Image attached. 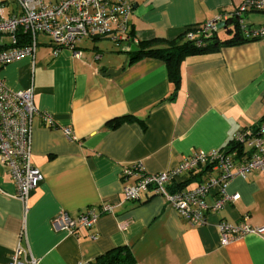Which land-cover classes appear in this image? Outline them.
I'll use <instances>...</instances> for the list:
<instances>
[{"label": "crops", "instance_id": "1", "mask_svg": "<svg viewBox=\"0 0 264 264\" xmlns=\"http://www.w3.org/2000/svg\"><path fill=\"white\" fill-rule=\"evenodd\" d=\"M242 1L129 0L135 41L85 38L77 57L66 48L54 54L40 35L33 57L0 69L10 89H33L38 113L31 121V163L43 175L24 205L0 164V264L9 263L18 244L28 250L25 264H31L29 256L37 264H98L99 256L119 248L130 252L134 264H264V232L222 245L217 227L220 221L264 226V173L233 178L227 192L238 199L208 212L198 226L163 195L124 200L122 189L131 179L120 176L123 166L135 164L145 173L173 169L197 151L233 154L235 134L263 119L264 37L184 57L176 87L163 60H130L138 41L176 39L187 27L235 11ZM3 3L0 17L17 11L12 1ZM243 19L250 27H264V8ZM230 23L218 27L220 39L231 35ZM45 113L52 125L45 124ZM251 153L245 148L233 156L240 161ZM214 173L200 166L170 180L166 190L194 188ZM103 202L113 204V212L99 215L89 228L68 232L52 226L60 212L76 217Z\"/></svg>", "mask_w": 264, "mask_h": 264}, {"label": "built area", "instance_id": "2", "mask_svg": "<svg viewBox=\"0 0 264 264\" xmlns=\"http://www.w3.org/2000/svg\"><path fill=\"white\" fill-rule=\"evenodd\" d=\"M17 11L0 17V69L22 57H33L40 35L49 39L53 53L63 48L74 56L81 54L78 43L85 38L107 37L116 42L135 41L130 28L129 16L132 4L129 0H60L49 3L45 0H10ZM0 0V8L4 4ZM264 8V0H244L235 11L221 12L204 25L193 26L185 38L195 40L196 33L216 32L219 24L235 21L244 37H264V27H250L244 23V14ZM7 38L6 41L3 39ZM200 45L199 39L195 40ZM38 109L33 100V89H10L0 78V164L5 166L16 185L17 198L26 205L28 195L42 180V173L31 163V121ZM46 125H52L48 114L43 115ZM66 137L69 128H64ZM235 153L220 150L193 152L177 167L157 173H145L140 165L121 168L120 176L126 182L122 189L124 200H138L141 195H163L170 205L191 225H202L208 212L221 210L226 204L238 199L229 194L227 186L235 177H245L256 171L264 173V117L256 127L239 130L234 138ZM249 148L252 153L236 161L238 151ZM245 155V154H244ZM243 155V156H244ZM200 166H207L215 173L204 183L194 188L169 193L166 184L173 178L189 175ZM208 198L212 200L209 202ZM114 205L101 203L98 208L87 207L76 217L60 212L52 218L55 230L74 232L80 227L94 225L99 215L112 213ZM222 245L246 233H263L264 226L250 227L246 224L218 223ZM27 248L18 244L11 252L8 264H25ZM31 264L37 260L29 256Z\"/></svg>", "mask_w": 264, "mask_h": 264}, {"label": "trees", "instance_id": "3", "mask_svg": "<svg viewBox=\"0 0 264 264\" xmlns=\"http://www.w3.org/2000/svg\"><path fill=\"white\" fill-rule=\"evenodd\" d=\"M233 28L227 30L231 33L229 38L220 39L216 32L196 33V39L201 41L196 45L195 40L185 38V33L191 29L187 27L176 39L166 40L155 38L150 41H138L137 49L132 52L130 60H137L143 57H155L164 61L168 77L175 83L179 82V65L182 59L189 55H200L217 52L222 46H232L252 41L253 38L244 37L235 21H232ZM1 47V45H0ZM175 93V92H174ZM124 118L118 119L117 123ZM129 119V118H127ZM235 148V145L234 147ZM98 264H134V259L127 249H115L97 258Z\"/></svg>", "mask_w": 264, "mask_h": 264}, {"label": "rangeland", "instance_id": "4", "mask_svg": "<svg viewBox=\"0 0 264 264\" xmlns=\"http://www.w3.org/2000/svg\"><path fill=\"white\" fill-rule=\"evenodd\" d=\"M230 25H233V23H230ZM3 40H5V41H6V40H7V38H4Z\"/></svg>", "mask_w": 264, "mask_h": 264}, {"label": "water", "instance_id": "5", "mask_svg": "<svg viewBox=\"0 0 264 264\" xmlns=\"http://www.w3.org/2000/svg\"><path fill=\"white\" fill-rule=\"evenodd\" d=\"M219 26H220V24H219Z\"/></svg>", "mask_w": 264, "mask_h": 264}]
</instances>
